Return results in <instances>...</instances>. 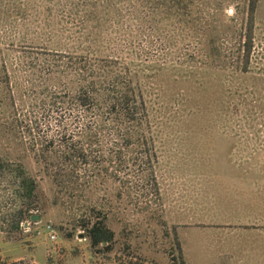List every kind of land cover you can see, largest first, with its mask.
<instances>
[{
    "label": "rangeland",
    "instance_id": "1",
    "mask_svg": "<svg viewBox=\"0 0 264 264\" xmlns=\"http://www.w3.org/2000/svg\"><path fill=\"white\" fill-rule=\"evenodd\" d=\"M137 1H0V155L29 170L43 207L5 232L4 263L180 264L178 241L186 264H264V0L253 20V0H153L166 1L153 18ZM87 28L150 76L140 84L155 110L150 167L137 150L76 174L43 150L58 148L59 132L76 142L91 128L102 132L85 144L90 165L117 151L114 125L72 106L57 112L41 94L43 60H57L56 43L79 45ZM28 110L45 113L34 138L19 132ZM96 220L114 235L108 246L86 237Z\"/></svg>",
    "mask_w": 264,
    "mask_h": 264
},
{
    "label": "trees",
    "instance_id": "2",
    "mask_svg": "<svg viewBox=\"0 0 264 264\" xmlns=\"http://www.w3.org/2000/svg\"><path fill=\"white\" fill-rule=\"evenodd\" d=\"M256 1L253 0L249 10L251 20H253L256 11ZM137 3L138 7L150 12L148 18L151 15L153 18L154 13L160 12L156 6L164 8L166 1L153 3V0H139ZM109 7L111 6L109 5ZM6 17V12L0 9V22H3ZM100 34L101 30L99 29L87 28L83 35L87 39H84L79 45L56 43L57 47L61 46L62 48L61 51L58 50V53H54L57 60L52 59L51 62L43 60L44 67L40 70L45 76L41 83L43 87L41 94L43 98L45 95L46 101L50 100L52 108L57 107V112L67 105L66 109L72 107L82 109L84 115L102 120L99 123L102 127L114 125L115 133L119 137L117 151L113 150L108 154L109 161L104 160V156L94 157L98 160H96V164H92L93 166L90 165L88 157L93 156L92 150L89 145L85 144L88 138L102 132L93 133L91 128L81 135L82 139L79 137L76 142L70 141L74 138L73 135H69L65 131L59 132L58 135H61L62 142L58 148H50L52 145V141H50L43 150L53 153L60 163L66 165L71 173L76 174L88 173V168L94 172L102 162H111L112 164L114 159L121 161L123 152L130 153V160H132L133 153L137 150L145 156V164L150 167L152 159L155 160L154 147H152L154 139L150 136L152 134L150 126L154 124L153 112L155 110L150 104V99L148 100L149 96L140 86L141 80L148 79L150 76L140 75V72L137 71V69L142 71L139 69L141 63L137 64L129 57L109 53L108 48L103 45L104 43L100 42ZM57 35L59 34L54 33L55 37ZM252 47V43L246 47L248 63ZM5 57L6 53H2L0 49L2 65ZM3 70L6 71V67H3ZM61 84H64L63 88ZM50 87L57 88L59 92H49ZM37 108L39 109V107ZM42 114L45 113L28 110L18 122L21 129L19 132H27L28 136L34 138L35 130L31 131L30 126L44 118ZM68 136L70 137L67 138ZM100 158L102 159L100 160ZM155 162L157 161L155 160ZM148 176L155 180L153 171ZM149 178H146L147 182L150 181ZM3 208H7V211L6 215H0L1 229L6 233H15L19 232L21 227H25V223L35 216L33 214L35 211H40L43 207L38 182L31 176L29 170L22 163L6 160L0 155V212ZM5 225H8L10 229H7ZM83 228L93 247L104 244L108 246L113 241L114 235L106 227L104 221L96 220ZM177 246L180 264H186L182 255V247L178 241ZM0 264L6 263L0 261Z\"/></svg>",
    "mask_w": 264,
    "mask_h": 264
},
{
    "label": "crops",
    "instance_id": "3",
    "mask_svg": "<svg viewBox=\"0 0 264 264\" xmlns=\"http://www.w3.org/2000/svg\"><path fill=\"white\" fill-rule=\"evenodd\" d=\"M1 236L3 237V242H4V244L2 245V246H0V256H1V259H0V261L1 262H3L4 263V260L6 259V257H8V255H6L7 253H6V251H5V245H6V242H5V232H3L2 231V229H1ZM23 258H18V259H16V261L14 262V263H12V264H21L20 262H21V260H22ZM35 263H37V261H35ZM6 264H8V263H6Z\"/></svg>",
    "mask_w": 264,
    "mask_h": 264
},
{
    "label": "built area",
    "instance_id": "4",
    "mask_svg": "<svg viewBox=\"0 0 264 264\" xmlns=\"http://www.w3.org/2000/svg\"><path fill=\"white\" fill-rule=\"evenodd\" d=\"M47 229L49 230V238L51 240H56V236L54 234L55 231L52 229V227L49 225L47 226Z\"/></svg>",
    "mask_w": 264,
    "mask_h": 264
},
{
    "label": "water",
    "instance_id": "5",
    "mask_svg": "<svg viewBox=\"0 0 264 264\" xmlns=\"http://www.w3.org/2000/svg\"><path fill=\"white\" fill-rule=\"evenodd\" d=\"M33 219L35 220V217ZM37 220H40V217H37Z\"/></svg>",
    "mask_w": 264,
    "mask_h": 264
}]
</instances>
